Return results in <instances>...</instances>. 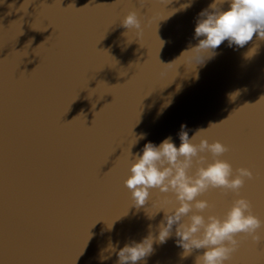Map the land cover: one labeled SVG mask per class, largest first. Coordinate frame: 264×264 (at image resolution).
Returning a JSON list of instances; mask_svg holds the SVG:
<instances>
[{
  "label": "water",
  "instance_id": "obj_1",
  "mask_svg": "<svg viewBox=\"0 0 264 264\" xmlns=\"http://www.w3.org/2000/svg\"><path fill=\"white\" fill-rule=\"evenodd\" d=\"M211 2L0 0V264H116L101 259L109 241L139 242L164 215L131 205V153L169 136L179 146L181 124L190 137L214 124L209 142L253 171L241 194L264 219V42L250 57L255 41L225 42L194 71L185 58L161 64L197 43L196 17ZM133 7L140 38L120 26ZM205 198L221 214L234 197ZM181 252L173 236L147 264H194L198 253ZM232 264H264V241L243 243Z\"/></svg>",
  "mask_w": 264,
  "mask_h": 264
},
{
  "label": "clouds",
  "instance_id": "obj_2",
  "mask_svg": "<svg viewBox=\"0 0 264 264\" xmlns=\"http://www.w3.org/2000/svg\"><path fill=\"white\" fill-rule=\"evenodd\" d=\"M138 3L143 7L145 0ZM190 6L191 3L182 7ZM120 26L140 38L144 17L133 7L120 20ZM193 38L197 43L190 44L175 61L160 63L171 66L185 58L181 64L191 65L194 71L214 58L225 42L229 47L242 49L255 41L245 54L254 55L264 42V0H212L198 13ZM212 125L197 129L190 137L187 125L181 124L179 146L169 136L159 145L149 141L140 153H131L128 174L123 180L131 205L137 209L150 204L157 208L149 219L160 212L164 215L155 231L149 225L148 234L139 242L131 241L117 248L109 241V257L101 259L115 254L116 264H147L154 244L163 245L174 236L182 249L181 259L196 252L194 264H232L243 243L258 245L264 241V219L255 214L251 200L241 194L246 182L254 179L253 171L248 167L234 168L222 158L231 149L219 140L209 142L205 133ZM145 136L136 137L133 145ZM213 191L234 197L221 214L215 213V204L205 198Z\"/></svg>",
  "mask_w": 264,
  "mask_h": 264
}]
</instances>
